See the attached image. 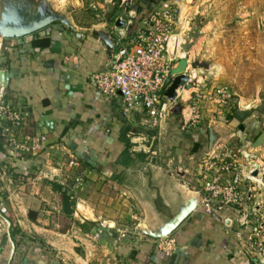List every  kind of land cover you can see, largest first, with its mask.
Instances as JSON below:
<instances>
[{"label":"crops","instance_id":"0c3cea01","mask_svg":"<svg viewBox=\"0 0 264 264\" xmlns=\"http://www.w3.org/2000/svg\"><path fill=\"white\" fill-rule=\"evenodd\" d=\"M50 11L57 20L37 31L0 36L5 73L0 103L25 117L24 126L14 130L17 139L0 119V264H68L58 255L70 264H262L246 249L234 208L216 217L201 206L203 163L184 162L199 156V131L182 136L187 157L175 153L182 143L175 136L161 157L158 152L148 157L149 147L142 143L151 130L144 127L147 116L124 112L121 96L107 98L93 82L110 59L95 31H107L115 51L114 34L121 29L116 19L131 20L122 27L130 45L145 14L124 7L122 16L86 28ZM39 38L50 45L33 46ZM180 61L176 75L186 66ZM178 116L169 119L174 129L180 126ZM37 138L43 140L36 143ZM63 153L79 160L74 168L56 160ZM77 175L83 177L80 184ZM63 193L73 202L71 213L63 209ZM191 197L197 206L169 235L175 245L166 254L160 238L148 233L157 232ZM6 213L15 219L14 227Z\"/></svg>","mask_w":264,"mask_h":264},{"label":"rangeland","instance_id":"374dc122","mask_svg":"<svg viewBox=\"0 0 264 264\" xmlns=\"http://www.w3.org/2000/svg\"><path fill=\"white\" fill-rule=\"evenodd\" d=\"M177 4L185 5L181 6L185 14L183 23L177 20L173 26L186 32L183 48L188 54L184 60H189L187 74L191 79L177 89L178 95L170 104L172 113L179 111L181 119L175 120L180 126H170L172 115L158 128L148 123L144 126L151 129L146 133L143 128L142 143L149 147L148 157L157 152L161 157L164 145L168 149L173 136L181 137L175 153L184 156L187 140L184 142L182 136L199 131V156L184 158V162H208L201 167L200 181L210 178L221 162H264V0H0V32L6 25H22L46 11L52 12V8L71 23L90 28L120 13L122 16L124 7L149 17L155 12L162 15L165 10H178ZM196 115L193 126L184 125L187 118ZM0 119L8 123L10 137L17 139L19 134L14 130L24 126L25 117L18 124L2 115ZM210 129L216 134L212 147ZM175 153L170 151L168 156ZM56 160L69 169L79 161L65 153ZM210 163L214 165L212 170L206 169ZM75 177L80 178L76 183L83 182L80 175ZM261 188L264 194V185ZM58 256L59 261L70 264L66 257Z\"/></svg>","mask_w":264,"mask_h":264},{"label":"built area","instance_id":"2783aa9c","mask_svg":"<svg viewBox=\"0 0 264 264\" xmlns=\"http://www.w3.org/2000/svg\"><path fill=\"white\" fill-rule=\"evenodd\" d=\"M176 6L178 10L173 12L165 10L162 15L155 12L145 18L130 45L124 42L126 32L122 30L132 22L125 19L126 25L114 34L117 48L106 69L93 75L94 84L107 98L121 96L124 112H144L149 124L155 128L172 115L171 101L164 92L177 74L178 62L188 54L183 48L186 32L173 26L177 20L183 23L185 12L181 6L185 5ZM188 62L186 60L185 74ZM4 104L0 103V116L18 124L24 118L23 113ZM196 118L197 115L187 118L184 125L193 126ZM42 140L37 138L35 142ZM202 163V166L208 165V162ZM213 166L210 163L206 169L212 170ZM75 181L79 182L80 178ZM201 182L197 189L203 210L217 217L234 208L238 212V225L245 229L241 236L246 249L264 264V194L260 196L264 185V162H221L220 167L213 169L211 177ZM174 245L175 240L170 236L159 239L158 246L166 254L173 250Z\"/></svg>","mask_w":264,"mask_h":264},{"label":"water","instance_id":"95a60500","mask_svg":"<svg viewBox=\"0 0 264 264\" xmlns=\"http://www.w3.org/2000/svg\"><path fill=\"white\" fill-rule=\"evenodd\" d=\"M57 16L52 14L49 11H46L45 14L41 16H37L35 18H31L26 21L22 25H6L2 28L0 34L2 37H19L28 33H32L37 31L38 29L48 25L49 23L57 20ZM126 25L125 20L121 18H117L115 21V26L117 28H122ZM95 35L101 38L108 46V50L110 52V57L114 53L113 50V38L109 35L107 31L96 30ZM5 78V73L0 71V83L3 82ZM190 79L188 74L182 73L176 75L169 86L166 88L164 94L167 98L174 102L177 97V89H179L184 82H188ZM1 85V84H0ZM179 111L174 110V113ZM216 138V134L212 129L209 131V141L210 147L213 146V141ZM198 199L191 197L188 202L174 215L170 220L165 222L157 232H149L148 234L152 235L155 238H163L165 236H169L173 230L196 208Z\"/></svg>","mask_w":264,"mask_h":264},{"label":"trees","instance_id":"16d2710c","mask_svg":"<svg viewBox=\"0 0 264 264\" xmlns=\"http://www.w3.org/2000/svg\"><path fill=\"white\" fill-rule=\"evenodd\" d=\"M32 45L40 47V48H45V47H48L50 45V40L48 38L34 39L32 41ZM127 145L128 144H127V141H126V147H127ZM72 205H73V202L70 200L69 196L66 195L65 193H63V209H64V211L67 212V213H71V210H72L71 206ZM5 217L10 221L11 226L14 227L16 225V221L12 217V215L6 213Z\"/></svg>","mask_w":264,"mask_h":264}]
</instances>
